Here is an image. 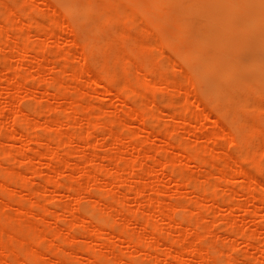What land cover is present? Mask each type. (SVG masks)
<instances>
[{"label": "rangeland", "instance_id": "rangeland-1", "mask_svg": "<svg viewBox=\"0 0 264 264\" xmlns=\"http://www.w3.org/2000/svg\"><path fill=\"white\" fill-rule=\"evenodd\" d=\"M90 1L76 0L81 8L78 13L85 12L84 8ZM50 2L54 7L50 3L49 8L48 3L46 6L41 0H0V27L5 24L7 15L17 14L11 18L13 19L9 23L11 27L5 24L0 32V43L4 44L3 49H0V125L2 124L0 126V226L4 230L3 234H6L5 237L3 236L5 241L10 240L9 237H15L19 242L12 239L20 248L15 246L18 251L11 254L10 258L16 261L20 257L25 264H90V259L95 253V263L98 264H110V262L113 264L119 257L122 258V264H154L157 260L155 257L162 255L159 264H179L172 257L164 259L165 256L162 254L168 250V241L175 240L177 241L175 253L184 254L189 264H248L250 261L251 264H264V204H262L264 156L259 152L246 151L250 147L264 145V134L256 135L257 139L252 133V128L255 126L264 129V108H261L263 110L259 108L264 107L262 106L264 104V0H155L160 10L154 17L166 19V25L160 26V21L152 20L153 17L148 16L150 12L147 11L145 14L147 20L142 19L143 23L140 22L141 20L136 22V28L131 26L126 18L127 13L135 12L134 7L122 5L120 6L123 7L122 10L119 7L113 10L122 11L124 14L116 11L114 16L122 20L114 24L106 20L104 7L102 10L91 8L90 16L79 27L77 14H69L60 7L57 0ZM85 5L86 7H82ZM126 8L128 9L123 11ZM94 17H97L99 21L97 22L103 25L100 34L103 40L99 41L103 46L98 52H94V46L88 43L96 31L95 23H92ZM60 18L64 21L61 26L56 24ZM126 21H129L128 24ZM22 25L24 28L21 27ZM109 25L111 28H107ZM116 25L118 28L121 26L120 30L126 29L130 34L131 32L135 34L132 33L131 37L122 35L123 31L116 29ZM113 31L116 33L120 31V35L113 34ZM137 35L139 38L143 37L140 39L145 43L135 42L136 45L133 38ZM112 39L117 42L116 47H105ZM158 41L161 49L155 43L159 44ZM132 42L134 44H131ZM16 44L31 49V52L25 54L14 52ZM150 44H153L154 49L149 46ZM133 45L135 48H138L136 46L141 48L135 49ZM69 51H72V54L68 53ZM148 53L153 56L150 66L156 62L163 67V70L152 76L154 84L149 86V90L146 88L144 97L140 95L141 92L135 97L125 96L126 105L122 107V101L118 98L119 88L129 81L138 87L144 79L141 72L143 57ZM103 54L105 56H102ZM118 54L122 55V58H135L130 72L131 77L125 69L126 65L132 63L122 60ZM82 55L90 68L80 81H77L74 79L73 71L82 66ZM118 60V74L122 73L111 82L109 87L112 91L106 94L105 88L95 87L91 80L102 81L106 67L115 64ZM53 62L54 65H51ZM4 63L6 64L3 65ZM40 64L44 66L39 68ZM14 75H16L15 80ZM52 75H56L59 81L50 83ZM164 76L170 77L171 80L170 85L165 88L161 86V79ZM185 81H189L188 86H185ZM202 90L205 93L202 94ZM82 92L84 95H81ZM237 96L240 97V103L234 104L232 99L239 101ZM244 99L246 102L248 99H255L258 103H263L256 104L259 107L249 105V109H242V107L246 108L244 105L240 107L241 102L246 104ZM198 100L205 104L199 105ZM141 101L147 103L148 109L153 106L152 108L157 110L154 113L156 115L150 114V117L148 116L144 121L132 118L129 108ZM256 101L249 103L254 104ZM220 106L224 107V110ZM187 107L192 108V111ZM253 107L258 108L255 109L257 112ZM250 108L253 110L249 111ZM186 110L191 111L189 114L198 113V116L186 118L188 116L184 115H189L183 114L188 112ZM20 111L29 117V124L24 126L27 128L25 129L27 137L23 138H19L18 132L22 128L16 121ZM238 115L242 119H239ZM92 120L97 124L94 123L89 129ZM237 120L240 121L236 122ZM243 120L248 127L252 126L250 123L255 120L251 123L254 126L247 129L242 124ZM11 127H14L16 132ZM124 127L126 129L131 127L134 131L133 135L136 136L132 135V140L123 135L126 131ZM243 128L247 130L244 131ZM143 129H148L150 133L143 132ZM164 130L166 135L161 133ZM170 132L172 140L168 142L180 140L192 149H199L196 148L197 144L204 145L205 147H201L200 151L204 150L210 154L209 164L199 166L194 160H186L180 155L182 153L180 146L175 149V146L170 147V143H165L168 140L165 136H169ZM109 133L117 134L121 141L116 138L114 140L117 141H113ZM130 142L134 147L140 143L144 147L139 154L142 163L139 162L141 165L137 167L131 162L136 155L134 147H125ZM207 144L211 147L206 146ZM5 156L6 159L3 158ZM156 157L159 160L171 157L172 161L164 160L167 161L165 168L158 171ZM124 158L131 163L126 159L122 160ZM175 158L180 163L176 162ZM100 163L103 164L102 170H105L103 172L99 167ZM129 165H132L133 169ZM237 165L245 167L251 176L247 178L236 176ZM222 166L227 169L226 173L220 172ZM172 173L177 176V182L171 178ZM89 175L95 176L94 179L89 178ZM187 176L190 178L188 179ZM106 178L111 179L110 185L100 187V181ZM216 182L217 184H214ZM207 184L213 185L207 186ZM72 185L79 190L76 201L70 196L72 192L68 189ZM136 185H140L138 187L141 193L138 192ZM202 185L207 188L212 187L205 191L208 195L209 193L216 195L215 202L196 196L195 191L199 187L204 189ZM157 190L159 191L156 192ZM138 193L142 197H136ZM99 198H103L104 201L102 208H97L99 205L96 200ZM159 200L160 203L166 202L161 203L163 214L157 208ZM170 203L171 205H167ZM181 206L185 207L184 213L181 212L183 210H178L175 216L177 220L175 223L170 222L164 213L170 212L171 207L182 209ZM20 207H26V212L30 213L20 214ZM74 207L77 209L74 210L75 214L79 212L78 219L72 217L71 211L75 209ZM46 213L49 215L47 216ZM109 213L113 214L114 219ZM183 214L186 220L179 225ZM105 215L110 218H106ZM142 215L151 227L159 226L160 241L147 238V232L151 227L143 229L144 225L142 226L137 220ZM197 223L203 226L196 229ZM58 225L66 230L74 229L75 231L71 233L73 236L69 234L72 238L65 236L63 239L65 242L61 237L56 238L57 235L54 234L59 230ZM95 225H107L108 230L105 228L106 231L100 232V227L96 228ZM33 226L46 232L52 230L50 234L47 233V241L44 240L42 243L41 239H33L31 230ZM127 227H131V231ZM125 228L136 234L138 239H149L145 242H150L151 247L155 248L154 251H151L152 248L133 247L125 239L120 238L119 233ZM250 232L254 235L251 236ZM247 236H251L253 244L246 245L244 238ZM21 241L23 242L20 244ZM26 244L30 248L39 250L42 256L27 258ZM197 244L201 246L202 251L196 257L189 256L185 248L187 251ZM93 248L100 252L94 251ZM222 248L226 252L223 253ZM4 251L0 253L5 254ZM107 251L109 255L105 254ZM98 253L105 254L107 258L103 255L101 259ZM222 257L223 259H220ZM233 258H236L237 262H231L234 261ZM26 259L32 260V263H27ZM35 260H39V263Z\"/></svg>", "mask_w": 264, "mask_h": 264}, {"label": "bare ground", "instance_id": "bare-ground-1", "mask_svg": "<svg viewBox=\"0 0 264 264\" xmlns=\"http://www.w3.org/2000/svg\"><path fill=\"white\" fill-rule=\"evenodd\" d=\"M42 2H44L45 4H46V6H47V3H48V7L50 6V1L51 0H41ZM53 1H55V0H53ZM58 2V4H60L61 6L60 7H63L62 9H64L65 11H67L69 14H77V16H78V23H77V25L80 27V26H82L83 24H84V20L86 19V18H88V16H90V11H92V10H90L91 8H95V9H97V10H102V8L104 7V11H105V13H106V16H107V19L106 20H108V21H112L111 23H116V22H119L120 20H122L121 18H117V16H114V13L117 11H113V10H115V9H119L120 8V10H122V8L120 7V6H122V5H124L125 7H131V8H136L135 9V12L133 11L132 13L130 12V13H127V15H126V18L130 21V23H131V26H135L137 23L136 22H138L139 20H141L140 22H142V19H144V20H147L145 17V14H146V12L148 11V12H150L149 14H148V16L149 15H151V17H153V19L152 20H154V19H158V18H156V17H154V15H156L157 14V12L160 10V8H159V6H158V4H157V2H155V0H91L89 3H87V7H86V5L85 6H82V7H86V8H84V10H85V12L83 13V12H79L78 13V11H80V5L78 4V2H76V0H57ZM159 2V1H158ZM165 5V4H164ZM51 6H53L52 5V3H51ZM167 6V5H166ZM54 7V6H53ZM52 7V8H53ZM119 7V8H118ZM161 7H165V6H161ZM2 8L4 9V7L2 6ZM50 8V7H49ZM128 8H126V9H124L123 11H125V10H127ZM10 10V9H9ZM119 10V11H120ZM19 11V10H18ZM132 11V10H131ZM22 12V11H21ZM118 12V11H117ZM95 13H97V12H95ZM94 13V14H95ZM118 13H120V14H123V12L121 11V12H118ZM6 14V13H5ZM26 14V13H25ZM98 14V13H97ZM102 14V13H101ZM119 14V15H120ZM2 15V14H1ZM7 15V14H6ZM15 15H17V14H15ZM13 13L11 14L10 13V15H7L6 16V19H5V24H7V25H9V27H11L10 26V24L9 23H11L12 22V20L13 19H11V18H13L14 16H15ZM24 15V14H23ZM99 15V14H98ZM102 15H104V14H102ZM124 15V14H123ZM11 16V17H10ZM116 17V18H114V17ZM121 16V15H120ZM76 17V16H75ZM101 17V16H100ZM122 17H124V16H122ZM164 17H166V16H164ZM3 18V17H2ZM14 19H16V18H14ZM101 19V18H100ZM125 19V18H124ZM236 19V18H235ZM159 21H160V26H165L166 25V19H164V18H159L158 19ZM19 21V20H18ZM21 21V20H20ZM92 20H90V22H91ZM98 21V18L97 17H94V19H93V21H92V23H95L94 25H95V27H96V31H95V33H93L94 35H93V37L92 38H90V41L88 42L89 43V45L91 46V44L94 46V52H98L99 50H101V48H102V44L99 42V41H101V40H103L102 39V37L100 36V34H101V32H102V30H103V25H101V23H98L97 22ZM128 21V22H129ZM63 19H59V21H56V24L57 25H59V26H61V25H63ZM86 22V21H85ZM89 22V23H90ZM127 22V21H126ZM128 22H127V24H128ZM151 22H153V21H151ZM150 22V23H151ZM155 22V21H154ZM214 22V21H213ZM121 23H122V21H121ZM143 23V22H142ZM4 24V25H5ZM24 25H25V22L23 23ZM113 24H111V25H113ZM153 24V23H152ZM4 25H2V27H0V32H2V30L4 29ZM168 25V24H167ZM1 26V25H0ZM87 26V25H86ZM91 26H92V24H91ZM114 26V25H113ZM118 25H116V29H119L120 30V28H121V26L118 28L117 27ZM21 27H23V25L21 26ZM46 26H44V28H45ZM48 27V26H47ZM78 27V28H79ZM24 28V27H23ZM43 28V29H44ZM56 28H58V27H56ZM107 28H111V26L109 25V27H107ZM135 28H136V26H135ZM155 28V27H154ZM46 29V28H45ZM86 29V28H85ZM113 29V28H112ZM116 29H113V30H116ZM79 30V29H78ZM78 30H76V32H77V34H78ZM108 30H110V29H108ZM125 30V31H124ZM122 29V30H120V31H123L122 32V35H125V36H130L131 37V34L133 33V32H131V34L129 33V30L127 31L126 29ZM132 30H134V28H132ZM117 31V30H116ZM120 31H119V33H120ZM209 31V30H208ZM114 32V33H113ZM112 33L113 34H115L116 32L115 31H113ZM118 32L116 33V34H119ZM112 34V35H113ZM115 34V35H116ZM133 34H135V33H133ZM112 35H109V36H112ZM120 35V34H119ZM86 36V35H85ZM85 36H83V37H85ZM105 37V36H104ZM117 37V36H116ZM134 37H136V38H133V39H135V40H137V41H135V40H133V42L135 43H137V42H139V43H145V42H143V40L142 39H140V38H143V37H140L139 38V35H137V36H134ZM88 38V37H87ZM112 38V37H111ZM83 39V38H82ZM84 39H86V38H84ZM128 39H130L129 37H128ZM120 40V39H119ZM139 40H142V41H139ZM159 40V39H158ZM127 42H128V40H126ZM129 42H131V40L129 41ZM131 43V44H134V43ZM104 43H107V42H104ZM135 43V44H136ZM156 43V45L160 48L161 47V45H160V42L158 41V43L159 44H157V42H155ZM23 44V43H22ZM115 44H117V42L115 41V40H113L112 39V41H110L109 43H108V46H105V47H109V48H114V47H116L115 46ZM4 44H1L0 43V49L2 50L3 48L2 47H4L3 46ZM6 45V44H5ZM126 45V44H125ZM137 45V44H136ZM140 45V44H139ZM145 45V44H144ZM153 45V44H152ZM152 45L150 44L149 46L152 48ZM203 45H205V44H203ZM16 47H15V49L16 50H14V52H16V53H29V52H31V49H26L24 46H20L19 44H16L15 45ZM126 46H128V45H126ZM214 46V45H213ZM133 47L135 48V46L133 45ZM136 47H138V48H141L140 46H136ZM146 48H148L147 46H145ZM149 47V48H150ZM154 47V46H153ZM138 48H135V49H138ZM180 48V47H179ZM181 48H184V47H181ZM198 48H200V47H198ZM152 49H154V48H152ZM161 49V48H160ZM115 50H117V49H115ZM108 51H110V50H108ZM131 51V50H130ZM88 52V51H87ZM103 52H105V51H103ZM115 52V51H114ZM153 52V51H152ZM15 53V54H16ZM68 53H70V54H72V51H69ZM74 53V52H73ZM101 53V52H100ZM118 53V52H117ZM131 53V52H130ZM110 54H111V52H110ZM122 54H125V53H122ZM145 54H147V53H145ZM151 54H153V53H151ZM192 53H190V55H191ZM98 55H101V54H98ZM111 55H113V54H111ZM120 54H118V57H121L122 58V55H120ZM132 55V54H131ZM142 55V54H141ZM69 55H66V57H68ZM84 55H82V61H83V64H82V66L80 67V68H76V70H74L73 71V76H74V79H76L77 81H80V78L89 70V68H90V66H89V64L87 63V60H86V58H84L83 57ZM102 56H105L104 54L102 55ZM114 56V55H113ZM112 56V57H113ZM125 56V55H124ZM134 56V55H133ZM193 56V55H192ZM97 57V56H96ZM110 58H111V56H109ZM118 57H117V59H118ZM151 57H153V56H150L149 55V53H148V55H144V57H143V63H142V65H143V69H141V72H142V74L144 75V79L140 82V84L138 85V87H136V86H134L133 84H132V82H126V83H124L122 86H120V88H119V93H118V98H119V100H121L122 102V107L123 106H125L126 105V103H125V96L126 97H135L136 95H137V93L138 92H141L140 93V95H143V97L145 96L144 95V91L146 90V88H147V90H149V86L151 85V84H154L153 82H152V76L155 74V73H161L162 72V70H163V67L162 66H159V63H156L155 62V64L153 65V66H150V64H152L151 62H150V60H151ZM103 57H101V59H102ZM120 59V58H119ZM126 60V61H128V62H131L132 64H130V65H126V69H125V72L126 73H129V75L128 76H130V74H132V73H130L131 72V69L133 68V64L135 63V58L134 57H123L122 58V60ZM5 60V59H4ZM153 60V59H152ZM99 61V60H98ZM7 62V61H6ZM118 62H119V60L115 63V64H111V66H107L106 67V69L103 71L104 72V74H103V78H102V81L101 80H94V79H92L91 80V83L93 84V85H95V87H97V88H99V87H101V89L103 88H105V92H106V94L108 93L109 94V92H111L112 90L110 89V87H109V85L111 84V82L114 80V79H116V77H117V75H120V73H122V72H120L119 74H118V67H117V65H118ZM159 62V61H158ZM6 63H4L3 65H5ZM9 64V63H8ZM99 63H97V66H99L98 65ZM1 65V64H0ZM51 65H54V62L51 64ZM110 65V64H109ZM40 67L39 68H42L41 66H44L43 64L41 65H39ZM68 65H66V67H67ZM188 66V65H187ZM1 67H4V66H1ZM11 67V66H10ZM10 67H9V69H10ZM13 67V66H12ZM11 67V68H12ZM96 67V66H95ZM123 67V66H122ZM5 68V67H4ZM68 69V68H67ZM96 69V68H95ZM198 69H199V67H198ZM7 70V69H6ZM12 70H14V69H12ZM123 70V69H122ZM121 70V71H122ZM15 71V70H14ZM98 71H100L99 69H98ZM133 71V70H132ZM190 71V70H189ZM70 72V71H69ZM101 72V71H100ZM53 73V72H52ZM57 73H58V71H57ZM201 72H199V74H200ZM21 74V73H20ZM59 74V73H58ZM205 74V73H204ZM226 74V73H225ZM22 75V74H21ZM38 75H39V73H38ZM11 76V75H10ZM72 76V77H73ZM14 77V80L16 79V75H14L13 76ZM28 77V76H27ZM131 77V76H130ZM187 77V76H186ZM198 77V76H197ZM33 78V77H32ZM64 78V77H63ZM118 78V77H117ZM12 79V78H11ZM11 79H9V80H11ZM36 79V78H35ZM133 79H135L134 77H133ZM132 79V80H133ZM194 79V78H193ZM13 80V81H14ZM58 80V77H56V75H52V78L49 80L50 81V83H55L56 81ZM62 80V79H61ZM126 80V79H125ZM191 80V79H190ZM36 81V80H35ZM48 81V80H47ZM59 81V80H58ZM186 83H184L185 84V86H188V84H189V81L187 82V81H185ZM63 83H65V82H63ZM139 83V82H138ZM170 83H171V80H170V77H163L162 79H161V86L162 87H167L168 85H170ZM228 83V82H227ZM116 84V83H115ZM137 84V83H136ZM195 84V83H194ZM61 85V84H60ZM116 85H118V83L116 84ZM196 85V84H195ZM197 86V85H196ZM205 86H207V85H205ZM220 86V85H219ZM236 86V85H235ZM61 88V87H60ZM78 89V88H77ZM77 89H75V90H77ZM139 89V90H138ZM185 89V88H184ZM199 89V88H198ZM220 89V88H219ZM231 90H233V89H231ZM256 90H258V89H256ZM78 91V90H77ZM76 91V92H77ZM204 90H202V94L203 93H205V92H203ZM234 92V91H233ZM232 92V93H233ZM72 94H74L73 92H71ZM236 93V92H235ZM58 94H60V93H58ZM224 93H222V95H223ZM81 95H84L83 94V92H82V94ZM81 95H79V96H81ZM205 95V94H204ZM227 95V94H226ZM229 95V94H228ZM115 96H116V94H115ZM213 96V95H212ZM216 96V95H215ZM254 96V95H253ZM256 96V95H255ZM206 97V96H205ZM214 97V96H213ZM221 97H223L224 99L223 100H226L225 99V97L224 96H221ZM238 97V96H237ZM83 98V97H82ZM209 98V97H208ZM226 98H228V97H226ZM239 98V101H234V99H232L233 100V102H234V104H238V103H235V102H239L240 103V97H238ZM66 99V98H65ZM129 99V98H128ZM206 99V98H205ZM148 100V99H147ZM213 100H215V98H213ZM246 99H244V102H246L245 101ZM250 100V101H249ZM259 100V99H258ZM209 101H212V100H209ZM254 101H256L255 99L254 100H251V99H248V103L246 102V104L248 105H246V104H244L243 102H241V105H240V107L242 106V105H244V106H246V108L245 107H242V109H249L248 107H249V105H251V106H253V105H255V107L257 106V107H259L258 105H261V103H263V102H260V103H258L257 101H256V103H254V104H250L249 102H251V103H253ZM261 101H263V100H261ZM15 102V101H14ZM143 101H141V102H139V103H137V104H134L133 106H131L129 109V114H130V116L132 117V118H136L137 120H140V121H144L150 114H152L153 116L154 115H156V114H154L155 113V111H157L156 109L154 110V108H150V109H148L147 108V103H145V101L142 103ZM154 102V101H153ZM217 101H215V103H216ZM224 102V101H223ZM229 102V101H228ZM243 103V104H242ZM13 104V103H12ZM80 103H78V105H79ZM198 104L199 105H204V104H202V102H200L199 100H198ZM197 104V105H198ZM256 104H258V105H256ZM13 105H15V104H13ZM31 105V104H30ZM76 105V104H75ZM82 105V104H81ZM153 105V104H152ZM198 105V106H199ZM223 105V104H222ZM264 104H262V106H263ZM68 106H70V105H68ZM150 106V105H149ZM233 106V105H232ZM76 107H77V105H76ZM79 107H80V105H79ZM82 107H84V106H82ZM99 107V106H98ZM191 107V106H190ZM200 107V106H199ZM221 107V106H220ZM238 107V106H237ZM255 107H253V109L255 110H257L258 108H255ZM15 108V107H14ZM69 108V107H68ZM218 108V107H217ZM222 108V107H221ZM224 108V107H223ZM222 108V109H223ZM252 108V107H251ZM250 108V110L249 111H251V110H253V109H251ZM260 109L261 108H264V107H259ZM73 109H75L76 110V108H73ZM98 109V108H97ZM187 109H190V108H188L187 107ZM192 109V108H191ZM190 109V110H191ZM238 109H240V108H238ZM68 110V109H67ZM67 110H65V111H67ZM85 110H87V109H85ZM98 110H101V109H98ZM185 110V109H184ZM184 110H182V111H184ZM189 110V111H190ZM224 110V109H223ZM227 110H229L228 108H227ZM255 110V111H256ZM261 110H263V109H261ZM260 110V111H261ZM18 111V110H17ZM72 111H74V110H72ZM186 111H188V110H186ZM189 111L188 112H186V113H184L183 112V114H189ZM192 111V110H191ZM190 111V112H191ZM219 111V110H218ZM243 111H246V110H243ZM260 111H258L259 113H260ZM85 112V111H84ZM97 112V111H96ZM181 112V111H180ZM231 112V111H230ZM232 112H233V110H232ZM248 112V111H247ZM257 112V111H256ZM62 113V112H61ZM71 113V112H70ZM95 113V112H94ZM182 113V112H181ZM192 113H194V112H192ZM237 113V112H236ZM252 113V112H251ZM26 113H23L22 111H20V113H18L17 114V118H16V121L18 122V124H19V126L22 128V130L20 131V132H18L19 134H20V137L19 138H23V137H27V130H25V129H27L26 127H24L25 125H28L29 124V117H27V115H25ZM28 114V113H27ZM101 114V113H100ZM239 115H240V113H238ZM174 115V114H173ZM192 115V116H191ZM228 115V114H227ZM227 115H225V117H227ZM239 115L237 116V117H239ZM67 116V115H66ZM65 116V117H66ZM185 117L186 116H188V117H186V118H192L193 116H198V113H197V115H195V113L194 114H189V115H184ZM260 117H261V115H259ZM68 117H70V116H68ZM67 117V118H68ZM150 117V116H149ZM195 117H193V118H195ZM101 118V117H100ZM207 118V117H206ZM230 118H231V116L229 117V120H230ZM244 118H248V117H244ZM243 118V119H244ZM36 119V118H35ZM236 119H238V118H236ZM235 119V120H236ZM239 119H242V118H240L239 117ZM3 120V119H2ZM245 120V119H244ZM244 120L242 121V124L244 125V127H247V129L248 128H250V127H253L254 126V124H251V123H254L255 122V120H254V122H249L248 120H246L247 122H249L250 123V125H252V126H250V127H248V126H245V124H244ZM251 120V119H250ZM261 120V119H260ZM57 121V120H56ZM87 121H90V120H87ZM152 121V120H151ZM175 121V120H174ZM238 121H240V120H237L236 122H238ZM252 121V120H251ZM100 122V121H99ZM153 122V121H152ZM235 122V121H234ZM91 124L89 125V129L91 128V127H93L94 126V123L95 124H97L96 122H94L93 120L90 122ZM144 123V122H143ZM156 123V122H155ZM264 123V122H263ZM39 124H41V123H39ZM248 123H246V125H247ZM262 124V123H261ZM2 125V124H1ZM0 125V126H1ZM240 125V124H239ZM249 125V124H248ZM37 126H39V125H37ZM96 126V125H95ZM33 127V126H32ZM12 128V127H11ZM125 128V127H124ZM144 128V127H143ZM240 128V127H239ZM12 129H14V127L12 128ZM48 129H49V127H48ZM52 129V128H51ZM51 129H50V131H51ZM88 129V130H89ZM126 129V128H125ZM142 129V128H141ZM247 129H244L243 128V130L245 131V130H247ZM253 129V131H252V133L256 136H260L261 134H264V129L262 128V127H260V126H255L254 128H252ZM135 130V129H134ZM251 129H249V131H250ZM14 131L16 132V130L14 129ZM143 132H146V133H150V131H148V129L147 130H145V129H143L142 130ZM248 131V132H249ZM13 132V131H12ZM116 132V131H115ZM133 130L131 129V127H128L127 129H126V131H125V133L123 132V135L126 137H128L130 140H132L131 138H132V135H133ZM160 132V131H159ZM247 132V134H249ZM162 134L164 133L165 135H166V133H165V130H164V132H161ZM242 133V132H241ZM16 134V133H15ZM110 134V133H109ZM17 135V134H16ZM16 135H14V136H16ZM235 135L237 136V133H235ZM110 138H112L113 137V141H117V140H114L115 138L116 139H118V140H120L119 138V136L117 135V134H114L113 135V133L112 134H110ZM133 136H136V135H133ZM170 136V137H169ZM169 136L167 135V137L165 136V138H166V140L167 141H165V143H167L170 139L172 140V134H171V132H170V134H169ZM257 136L255 137V138H257ZM263 136V135H262ZM17 137V136H16ZM54 137V136H53ZM123 136H121V138H122ZM174 138V137H173ZM252 138V137H251ZM250 138V139H251ZM264 138V137H263ZM33 139V138H32ZM40 139V138H39ZM70 139H72V138H70ZM212 139V138H211ZM210 139V140H211ZM258 139V138H257ZM59 140H61V139H59ZM128 140V139H127ZM129 140V141H130ZM209 140V141H210ZM236 140H239V139H236ZM42 141V140H41ZM62 141V140H61ZM68 141H70V140H68ZM121 141V140H120ZM123 141H125V140H123ZM176 141V139L175 140H173V141H170V142H168L167 144H169L170 143V145H168V146H170V147H174L175 146V149H176V147H178V146H180L179 148H181L182 149V153L180 154L181 156H183L186 160L187 159H190V160H194L195 162H197L198 163V165L199 166H204V165H207V164H209L208 162V160H209V156L208 155H210L208 152H206V151H204V150H201L200 151V149H201V147H205L204 145H201V146H198V144L196 145V148H198L199 147V149H195V148H191V147H188V146H186L182 141H180V140H177V141H179V142H175ZM232 141V140H231ZM250 141H252V140H250ZM39 142V141H38ZM47 142V141H46ZM180 142H182V143H180ZM213 142V141H212ZM259 142V141H258ZM132 142H130V144L129 143H127V144H129L128 146H125V147H132L133 146V144H131ZM144 143V142H143ZM196 143V142H195ZM249 143H252V142H249ZM139 144V143H138ZM242 145V144H241ZM249 145V144H248ZM251 145H253V144H251ZM255 145V144H254ZM167 146V147H168ZM206 146H209L208 144L206 145ZM13 147V146H12ZM19 147V146H18ZM134 147V146H133ZM147 147V146H146ZM209 147H211V145L209 146ZM258 146H255V147H253V148H248V149H252V150H246V149H244V150H246V151H255V152H259L262 156H264V145L263 146H260V147H258ZM14 148V147H13ZM123 148V147H122ZM142 148H144V147H142V144L140 143V145H137L136 147H134V150H135V153H136V155H134L133 157H134V159H133V161H131L132 162V165H136V167L137 166H139V165H141L139 162H141L142 163V161H141V158L139 159V154H140V152H141V150H142ZM149 148V147H148ZM55 149V148H54ZM202 149H204V148H202ZM20 150V149H19ZM52 150V149H51ZM128 150V149H127ZM195 150V151H194ZM197 150H199L198 152H202V153H198L197 152ZM6 151V150H5ZM4 151V152H5ZM55 151V150H54ZM134 152V151H133ZM244 152V151H243ZM20 154V153H19ZM18 154V155H19ZM249 154V153H248ZM56 155V154H55ZM55 155H54V157H55ZM141 155H144V154H141ZM148 155V154H147ZM146 155V156H147ZM251 155V154H250ZM254 156H255V154H253ZM261 155H258V156H260L261 157ZM51 156H53V155H51ZM57 156H59V155H57ZM212 156V155H211ZM231 156H233V155H231ZM167 157V156H166ZM166 157H164V158H166ZM209 157V158H208ZM240 157H243V156H240ZM248 157V156H247ZM253 157V156H252ZM4 159H6V156L5 157H3ZM53 158V157H52ZM156 158H158V157H156ZM164 158H162V160L160 159L159 160V158H158V162H157V165H158V167L159 168H157L158 169V171L161 169V168H165V164H166V162L167 161H170L171 160V157L169 158H166V159H164ZM245 158V157H244ZM248 158H250V157H248ZM126 158H124V159H122V160H125ZM170 159V160H169ZM172 159H174L173 157H172ZM234 159V158H233ZM120 160V159H119ZM121 160V161H122ZM127 161H128V159H126ZM132 160V159H131ZM164 160H167V161H164ZM181 160V159H180ZM179 160V161H180ZM242 160V159H241ZM5 161V160H4ZM172 161V160H171ZM175 161L176 162H178V160H176V158H175ZM244 161V160H243ZM122 162H124V161H122ZM128 162H130V161H128ZM130 162V163H131ZM174 162V161H173ZM238 162V161H237ZM249 162V161H248ZM121 163V162H120ZM124 163H126V161L124 162ZM170 163V162H169ZM169 163H167V164H169ZM178 163H180V162H178ZM182 163V162H181ZM213 163V162H212ZM211 163V164H212ZM250 163V162H249ZM252 163V162H251ZM250 163V164H251ZM126 164H128V163H126ZM138 164V165H137ZM77 164H75V166H76ZM97 165V164H96ZM105 165H107V164H105ZM132 165H129V166H131L130 168H132L133 169V167H132ZM152 165V164H151ZM156 165V166H157ZM120 166V165H119ZM168 165H166V167H167ZM186 166V165H185ZM55 167V166H54ZM97 167V166H96ZM99 167L101 168V170H102V168H103V164H101L100 163V165H99ZM98 167V168H99ZM124 167V166H123ZM178 167V166H177ZM182 167H184V166H182ZM223 168H221V169H219V170H222V171H220V172H222V173H226L227 172V169L226 168H224L225 166H222ZM107 168V167H106ZM154 168H156V167H154ZM185 168V167H184ZM120 169V168H119ZM136 169V168H135ZM213 169V168H212ZM53 170H55L54 168H53ZM57 170V169H56ZM131 170V169H130ZM153 170V169H152ZM236 171H235V174H236V176H239V177H243V178H247V177H249V176H251L250 175V172L245 168V167H243V166H241V165H237V167H236V169H235ZM98 171L99 172H101L99 169H98ZM103 171H105V170H102V172ZM54 172H56V171H54ZM107 172V171H106ZM118 172V171H117ZM155 172V171H154ZM156 172H157V170H156ZM263 172H264V170H263ZM90 174H92L91 172H90ZM135 174H137V173H135ZM93 175V174H92ZM92 175H89V178H93L94 179V177L95 176H92ZM112 175H114V174H112ZM132 175H134V174H132ZM138 176L140 177V175L138 174ZM100 177V176H99ZM109 177V176H108ZM116 177H117V175H116ZM188 177V179L190 178L189 176H187ZM137 178V177H136ZM142 178V177H141ZM171 178L172 179H174V181H178L177 180V176L175 175V173H172V176H171ZM193 178V177H192ZM22 179V178H21ZM145 179V178H144ZM92 180V179H91ZM116 180V179H115ZM180 180V179H179ZM191 180V179H190ZM255 180L257 181V182H260V181H258L256 178H255ZM93 181H96V180H93ZM113 181V180H112ZM141 181V180H140ZM139 181V182H140ZM145 181V180H144ZM198 181V180H197ZM2 182V181H1ZM111 182V179L109 180V178H106V179H103L102 181H100V187H106L107 185H110L109 183ZM115 182V181H114ZM136 182V181H135ZM141 182H143V181H141ZM146 182V181H145ZM192 181H190V183H191ZM221 182H223V181H221ZM189 183V184H190ZM195 183V182H194ZM208 183V182H207ZM142 184H144V183H142ZM178 184V183H177ZM181 184V183H180ZM188 184V185H189ZM206 184V183H205ZM214 184H217V182L216 183H214ZM6 185V184H5ZM8 185V184H7ZM197 185V184H196ZM208 185H210V186H212L211 184H207V186ZM137 187L138 186H140V185H136ZM203 186V188L204 189H201L200 187V190H199V188L197 189V191H195V192H197V193H195V194H197L196 196H198L199 198H208V200H213L214 202L216 201V195H211V194H213V193H209V195H208V192H206L205 191V189L207 190L208 188H210V186L207 188V186H205V185H202ZM2 187H6V186H2ZM61 187V186H60ZM216 187H218L217 185H216ZM10 188V187H9ZM144 188V187H143ZM212 188V187H211ZM210 188V189H211ZM60 188H58V190H59ZM68 189H70V191L72 192V195H70V196H72V198H73V200H75L76 201V198H78V194H79V190L75 187V186H70ZM138 189V192H140L141 193V191H139L140 189H139V187L137 188ZM142 189V188H141ZM157 189H159V187L157 188ZM57 190V189H56ZM161 190V189H160ZM60 191V190H59ZM159 190H157L156 192H158ZM56 192V191H55ZM155 192V191H154ZM205 192V193H204ZM88 193V192H87ZM90 193V192H89ZM140 193H138V195L136 194V197H142V195H140ZM58 195V194H57ZM208 195V196H207ZM211 195V196H210ZM5 196V195H4ZM91 196H93V195H91ZM102 197V196H101ZM144 197V196H143ZM263 197V196H262ZM103 198H109V197H103ZM103 198H99V199H97L96 200V203L99 205L97 208H99V207H101V205L102 204H104V201H103ZM151 198V197H150ZM154 199H156L157 197H153ZM45 199V198H44ZM137 200L138 199H140V198H136ZM229 199V198H228ZM263 199V198H262ZM160 201L161 200H159L158 202H156V203H158L157 204V208H158V211L159 212H161V214H163V212H162V205L163 204H161V203H166V202H161L160 203ZM3 202H8V201H4L3 200ZM153 203V202H152ZM6 204V203H5ZM8 204V203H7ZM125 204H127V203H125ZM161 204V205H160ZM196 204V203H195ZM262 204H264V199H263V201H262ZM24 205H26L25 203H24ZM167 205H171V203L170 204H167ZM166 205V206H167ZM19 206V205H18ZM94 206H95V204H94ZM175 206V205H174ZM177 206V205H176ZM196 206V205H195ZM96 207V206H95ZM94 207V208H95ZM122 207H124V206H121V208ZM170 207V206H169ZM184 206H181L180 208H182V209H174V207H171L172 209H171V211L170 212H168V213H164V215L166 216V218L168 219V220H170V222H174L175 223V220H177V219H175V216H176V213H178V210H183V211H181V212H183L184 213V211H185V207L183 208ZM198 207V206H197ZM26 208V207H25ZM25 208H21L20 207V214H29V213H27L26 212V209ZM75 209H73V211H71L72 213V217L73 218H79L77 215H79V212L77 211V215L75 214V212H74V210H77L76 209V207H74ZM96 208V209H97ZM102 208V207H101ZM100 208V209H101ZM126 208H127V205H126ZM126 208H123V209H126ZM165 208V207H164ZM69 209V208H68ZM96 209H92L93 211L94 210H96ZM114 209V208H113ZM30 210V209H29ZM71 210V209H70ZM187 211V210H186ZM190 211V210H189ZM194 211V210H193ZM198 211V210H197ZM109 212H111V211H109ZM115 212H118V211H115ZM188 212V211H187ZM195 212V211H194ZM199 212V211H198ZM142 213V212H141ZM190 213V212H189ZM192 214H193V212H191ZM109 214H112V213H109ZM123 214V213H122ZM185 214H186V212H185ZM185 214H183V216H182V219H181V221H180V224L179 225H182L181 223H184V221L186 220V218H185ZM23 215V216H24ZM46 215L48 216L49 214H47L46 213ZM74 215V216H73ZM81 215V214H80ZM96 215V214H95ZM145 215V214H144ZM194 215V214H193ZM193 215H192V217H193ZM12 216V215H11ZM83 216V215H82ZM106 216V218H110V217H107V215H105ZM111 216V215H110ZM187 216V215H186ZM16 217V216H15ZM112 219H114V216H113V214H112ZM139 217V216H138ZM162 217V216H161ZM177 217H179V216H177ZM159 218V217H158ZM80 219H84V218H82V217H80ZM130 218H128V220H129ZM162 219H164V218H162ZM191 219V218H190ZM200 219V218H199ZM16 220V219H15ZM108 220V219H107ZM138 220V222H140L141 224H142V226L144 225V230L145 229H149L148 227L150 226V224H149V222L147 221V220H145V216H141L139 219H137ZM191 220H193V219H191ZM57 221H59V220H57ZM93 221H96V220H93ZM96 222H98V221H96ZM112 222H114V221H112ZM152 222V221H151ZM190 222V221H189ZM196 222H198V221H196ZM109 223V222H108ZM115 223V222H114ZM176 223H178V222H176ZM116 224V223H115ZM158 224V223H157ZM191 224H192V222H191ZM31 225H32V223H31ZM30 225V226H31ZM112 225H114V224H112ZM197 226H196V229H197V227L198 228H201L203 225L202 224H200V223H197L196 224ZM96 226V228L97 227H100L99 228V230H100V232H103L104 230H105V228H107L106 230H108V227H106V226H104V225H102V226H98V225H95ZM176 226H178V225H176ZM184 226V225H183ZM183 226H180V227H182V228H184ZM58 227L59 228H57V229H59V230H57L58 232H56L57 234H54V235H57V236H55L56 238L58 237V238H62V240L64 239V237L66 236H73L71 233L73 232V231H75L74 229H71V230H66V229H64L62 226H59L58 225ZM115 227V226H114ZM151 227V226H150ZM127 228H129V230L131 229V227H127ZM32 230V237H33V239L34 240H38V239H41V240H43L42 241V243H44V240H46V237H47V233L49 232V234L51 233L50 231H52V230H50V231H43V230H40V229H38V227L37 226H33V228L31 229ZM30 230V231H31ZM105 230V231H106ZM81 231V230H80ZM116 231V230H115ZM131 231V230H130ZM148 231V230H147ZM240 231V230H239ZM77 232V231H76ZM4 233V230H3V228L0 226V248L1 249H3V250H5L4 252H5V254H3V252L2 253H0V264H25L23 261H21L20 260V257H18V259L20 260H16L15 261V259H13V258H10L11 257V254H13L14 252H16V251H18V246H16L15 245V242H14V240L13 239H15V237L13 238V237H9L10 238V240H7V241H5V238H3V236L5 235L6 236V234H3ZM119 232H117V234H118ZM148 234V236H147V238L149 237L151 240H155V241H160V228H159V226H157V225H154V226H152L151 228H150V230H149V232H147ZM11 234V233H10ZM28 234H30V233H28ZM70 234V235H69ZM79 234H80V232H79ZM247 234V233H246ZM250 234H251V236L252 235H254L253 234V232L251 233L250 232ZM12 235V234H11ZM10 235V236H11ZM31 235V234H30ZM30 235H29V237H30ZM52 235V234H51ZM239 235H240V233H239ZM4 236V237H5ZM13 236H15V235H13ZM70 236V237H71ZM119 236H120V238H122V239H125L127 242H128V244L129 245H132L133 247H137L138 246V248L140 247V248H145V249H148V248H152L151 246V244H150V242H145V241H147V240H149V239H146V240H143V238H142V240L141 239H138V237H137V235L135 234L134 235V233L133 232H129L126 228H125V230L123 229V230H121L120 231V233H119ZM251 236H247L246 238H244L245 240H244V242L246 243V245H248V244H253V240H252V238H251ZM13 238V239H12ZM31 238V237H30ZM48 238V237H47ZM72 238V237H71ZM106 239H109V238H106ZM16 241H18V239H15ZM25 240V239H24ZM57 240V239H56ZM60 240V239H59ZM47 241V240H46ZM61 241V240H60ZM67 241V240H66ZM19 242V241H18ZM23 241H21L20 242V244L22 243ZM63 242H65V240H63ZM69 242V241H68ZM169 243L167 244V246H168V250L166 251V252H164V253H162L165 257H164V259H167L168 257H172V258H174L175 259V261L176 262H178L179 264H189V262H188V258L187 257H185L184 256V254H178V253H175V247H176V244H177V241H175V240H173V241H168ZM17 243V242H16ZM149 243V244H148ZM64 244V243H63ZM64 245H66V244H64ZM80 245H81V243H80ZM157 245V244H156ZM199 244H197L195 247H193V248H191V249H188L187 251H186V248H185V252H187L188 253V255L189 256H193V257H196L197 256V254L198 253H200L201 251H202V248H201V246H198ZM18 247L17 249H16V247ZM61 246V245H60ZM75 246V245H74ZM26 247H27V249H26V251H25V255L27 256V258H30V256H32V258L35 256V257H41L42 256V253L39 251V250H36V248L34 249V247H32V248H30V247H28V244H26ZM81 247V246H80ZM153 247H155V246H153ZM25 248V247H24ZM62 248H64V246H62ZM91 248H92V246H91ZM157 248V247H156ZM20 249V248H19ZM153 249H155V248H152V250L151 251H154ZM158 249H159V246H158ZM157 249V250H158ZM3 250H0V252L1 251H3ZM24 250V249H23ZM93 250L95 251V250H97L96 248H93ZM222 250V252L224 251L223 250V248L221 249ZM98 252H100V250H97ZM147 251V250H146ZM150 251V250H149ZM19 252H20V250H19ZM92 252V251H91ZM224 252H226V251H224ZM223 252V253H224ZM102 253V252H101ZM101 253H98V254H100V255H98V256H100L101 257V259L103 258V257H105V258H107V256H105V254H108L109 255V252L107 251L105 254H101ZM151 253V252H150ZM154 253H156V252H154ZM222 253V254H223ZM234 253H236V252H234ZM15 254V253H14ZM159 254H160V252H159ZM226 254V253H225ZM65 255V254H64ZM150 255V254H149ZM229 255H231V254H229ZM103 256V257H102ZM162 256V255H161ZM160 255H158V256H156L155 258H157V260L156 261H154V264H159L160 262H161V260H162V258L163 257H161ZM207 256V255H206ZM222 256V255H221ZM233 256V255H232ZM64 257H66V256H64ZM109 257V256H108ZM207 258H208V256H207ZM207 258H205L204 257V259H207ZM211 258V257H210ZM249 259H251L250 257H248ZM31 259V258H30ZM36 259H38V258H36ZM90 259V258H89ZM88 259V260H89ZM220 259H223V257L222 258H220ZM234 259V261H231V260H233ZM233 259H231L230 261L231 262H235L236 261V258H233ZM253 260H254V258H252ZM12 260H14L13 262H12ZM27 261V263L28 262H31L32 263V260L31 261H29V259H26ZM91 260V263L90 264H98V263H95V260H96V254L94 253L93 254V256H92V259H90ZM115 260H117L116 262L117 263H121L122 262V258L121 257H119V258H116ZM35 261H38V263H39V260H35ZM104 261V260H103ZM109 261V260H108ZM125 261V260H124ZM260 261V260H259ZM90 262V261H89ZM115 262V261H114ZM116 262L115 263H113V264H116ZM129 262V261H128ZM237 262V261H236ZM103 263H106V262H103ZM108 263V262H107ZM131 263V262H130ZM230 263V262H229ZM79 264V263H78ZM109 264V263H108ZM110 264H111V262H110ZM122 264V263H121ZM129 264V263H128ZM231 264V263H230ZM248 264H251V261L248 263ZM253 264V263H252Z\"/></svg>", "mask_w": 264, "mask_h": 264}]
</instances>
